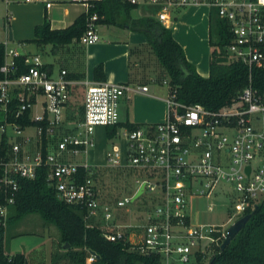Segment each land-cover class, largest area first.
<instances>
[{
    "label": "built area",
    "instance_id": "built-area-1",
    "mask_svg": "<svg viewBox=\"0 0 264 264\" xmlns=\"http://www.w3.org/2000/svg\"><path fill=\"white\" fill-rule=\"evenodd\" d=\"M71 1L83 5L85 12L90 7L88 0ZM125 1L153 8L148 15L164 27L172 21L175 10L194 5L214 10L225 22L228 41L222 47L224 54L247 68V83L215 110L179 103L167 92L160 122L133 129L120 127L115 138L122 145L110 144L104 167L130 171L134 186L131 192L110 202L101 198L97 177L92 176L98 167L69 161L66 155L84 152L92 144L94 127L118 122V102L126 85L85 81L82 120L71 129L64 128L63 109L72 81L65 77L64 69L55 76L41 69L38 55L21 54L26 68L15 74L18 51L6 46L9 15L5 12L0 41L4 45L0 65V138L12 136L20 142L10 145L11 160L7 157L0 161V192L8 190L12 195L18 187L16 177L32 178L35 168L44 164L56 199L83 205L85 222L89 216L98 215L106 240L121 241L127 251L154 258L152 264H208L227 227L264 197V90L252 86L250 81L252 68L264 70V0ZM49 6L46 2L45 7ZM96 19L95 12L86 17L79 44L88 46L98 41ZM138 90L144 92L147 87L142 85ZM30 139L35 145L31 162L20 148ZM42 145L46 150L43 155ZM78 166L87 172L81 181H76ZM141 185V192L134 199L142 201L145 209L134 219L131 198ZM216 190L224 201V221H194L193 201L209 199ZM12 203V196L0 202L2 226ZM87 254L85 262L90 264L96 258Z\"/></svg>",
    "mask_w": 264,
    "mask_h": 264
},
{
    "label": "trees",
    "instance_id": "trees-1",
    "mask_svg": "<svg viewBox=\"0 0 264 264\" xmlns=\"http://www.w3.org/2000/svg\"><path fill=\"white\" fill-rule=\"evenodd\" d=\"M87 2L90 4L87 11L75 17L68 26L52 29L44 17L40 24L34 26L33 37L21 42L32 41L37 45L50 43L53 46L64 45L71 41L77 42L85 28L86 17L95 12L96 24L126 25L129 29L145 36L156 61L167 76V92L172 93L174 100L179 103L200 104L208 110H215L228 103L247 83V68L237 60H228L224 54L222 47L228 41L225 22L215 15L214 10L211 9L209 12L208 43L212 49L208 55V74L202 77L185 59L181 47L172 38L169 28L162 26L155 18L132 16L135 6L125 0H88ZM119 19L123 21L120 22ZM3 50L4 45L0 42V65L3 60ZM14 61L17 66L15 74L24 72L26 65L23 56L18 54ZM50 68V64L47 63L41 66V69L47 72H50ZM65 77L72 78L74 75L66 73ZM250 78L252 86L264 90V70L252 68ZM92 79L97 82L104 81L101 64L93 67ZM137 126L139 125L118 121L105 126L106 136L112 138L116 129L120 127L133 129ZM43 146L42 155L46 151ZM6 147V137L2 136L0 161L7 158ZM47 171L48 167L40 164L35 168L32 178L16 177L18 187L12 195L8 190L5 193L0 192V202L8 196L13 197L5 225H0V264H45L42 245L27 253L12 254H9L4 247L6 229L28 214H37L45 223L52 224L58 232V238L52 242L48 264H87L85 259L88 249L98 255V258L90 264H152L154 262V258L127 251L121 241L106 240L98 226L87 225L83 219L85 215L83 205L67 204L57 200L53 189L48 185ZM86 174V170L78 166L76 181L84 179ZM97 175L95 173L92 176L98 178ZM115 199L116 197L110 202ZM64 244H67V247L64 248ZM208 264H264V197L257 203L252 214L229 243L222 250L216 248Z\"/></svg>",
    "mask_w": 264,
    "mask_h": 264
},
{
    "label": "crops",
    "instance_id": "crops-1",
    "mask_svg": "<svg viewBox=\"0 0 264 264\" xmlns=\"http://www.w3.org/2000/svg\"><path fill=\"white\" fill-rule=\"evenodd\" d=\"M2 1L4 13L9 15L7 30L9 28L11 31V39H6L7 42L16 43L15 47H9L7 43L6 46L16 50L20 49L22 54L24 53L19 43L33 37L34 26L40 24L44 17L48 20L49 27L56 29L68 26L75 17L85 12L83 5L71 0ZM46 2L50 3L49 7H45ZM141 7L147 6H135L132 16H149L148 14L153 11L151 7H147L149 11ZM209 12L210 9L202 5L178 9L174 11L172 21L166 26L172 38L181 47L185 59L202 77L208 74V55L212 49L208 43ZM10 22L11 27L8 26ZM100 25H104V33L97 31L98 41L91 45L84 46L71 41L64 45L54 46V52L58 55V70L64 69L67 74L74 75L72 78H67L72 81V85L69 99L63 109L62 126L67 129L72 128L66 122V113L70 108L72 97L77 91L83 95L85 81L97 82L92 79V69L97 64L102 66L104 81L123 83L127 87L118 102L119 122L135 125L160 122L164 117V98L167 95V86H164L165 88L161 91L163 85H166L162 82H166L167 77L163 78L164 71L154 59L145 36L129 29L126 25L97 24V26ZM3 36L4 34H2V39ZM41 63L50 64L52 76L58 72H54L52 62L42 61ZM142 85L147 87L144 92L138 90V87ZM115 137L114 135L112 139ZM33 239L29 243H33ZM40 241L44 243V240H39L37 243L39 244ZM29 249L30 247L25 250Z\"/></svg>",
    "mask_w": 264,
    "mask_h": 264
},
{
    "label": "rangeland",
    "instance_id": "rangeland-1",
    "mask_svg": "<svg viewBox=\"0 0 264 264\" xmlns=\"http://www.w3.org/2000/svg\"><path fill=\"white\" fill-rule=\"evenodd\" d=\"M146 11L150 9L147 7H141ZM4 14V3L0 0V18ZM118 21L122 22V19ZM11 27V22L8 25ZM104 25L97 26L98 33H104ZM4 29L0 27V41H2V34ZM29 40V39H27ZM16 43L12 41L7 42V46L15 47ZM20 48L22 49L24 55L32 56L38 55L40 61L52 62L54 66V72L58 71V55L54 52V46L50 43L37 45L32 41H25L19 43ZM155 57V56H154ZM155 59V58H154ZM164 73L163 78H166ZM161 78V77H160ZM163 85L162 90L165 88ZM82 94L77 91L72 97L70 103V108L66 113V122L70 126L74 127L77 123L80 122L82 117V107H81ZM119 129H116L115 136L119 134ZM10 133V130H7ZM29 131V130H28ZM92 144L86 147L84 152H79L76 156L66 155V159L74 162H86L91 167H98L96 175L97 178V187L99 189L101 198L107 201L115 197H120L122 195L128 194L131 192L134 184L132 183L131 172H125L122 169L104 167L106 165L105 152L110 146V142H115L118 146L121 147L122 143L119 142L118 138H109L106 136V128L104 126H96L92 130L90 136ZM20 142L19 138L7 136L6 138V155L11 160L12 153L10 151V145L12 143ZM21 150L25 151V155L29 157V162L32 161V154L35 150L34 140L30 139L29 143L26 145H21ZM145 195V194H144ZM143 195V196H144ZM224 203L222 196L219 191L216 190L214 196H211L209 199H198L193 201L194 208L193 220L200 223H220L225 219ZM210 206V208H208ZM131 209H135L134 219L141 216L145 208H143V202L134 199L130 205ZM120 212H123L120 211ZM88 225H96L102 227L103 223L98 215L89 216L86 219ZM29 238V240L27 239ZM33 243H29L31 239ZM58 238V232L52 224L45 223L37 214H28L23 216L17 223L10 226L6 229V234L4 237V247L9 254L15 252H25L37 248L40 245L43 246V251L45 255L44 263L48 264V256L52 251V242ZM15 239V240H13ZM39 240H44V243ZM14 246L15 248H13ZM30 249L26 251V248Z\"/></svg>",
    "mask_w": 264,
    "mask_h": 264
},
{
    "label": "water",
    "instance_id": "water-1",
    "mask_svg": "<svg viewBox=\"0 0 264 264\" xmlns=\"http://www.w3.org/2000/svg\"><path fill=\"white\" fill-rule=\"evenodd\" d=\"M7 39L10 40L11 39V31L8 28L7 30ZM18 54L21 55V50L17 49ZM245 171H248V167L245 168ZM142 189V185L139 186V188L137 189V191L133 194L132 196V200L137 197V195L141 192ZM256 207V206H255ZM255 207L248 213L240 216L239 218H237L235 221H233V223H231L227 229H226V234L224 239L221 241L220 245H219V249L222 250L230 241V239L236 234V232L243 226V224L246 222V220L249 218V216L252 214L253 210L255 209ZM63 247H67V244H64ZM88 253H90L91 255H93L96 259L98 258V255L93 251L88 249L87 250Z\"/></svg>",
    "mask_w": 264,
    "mask_h": 264
}]
</instances>
